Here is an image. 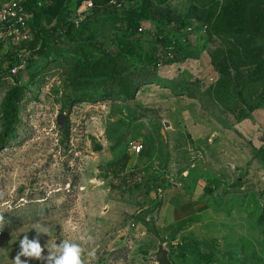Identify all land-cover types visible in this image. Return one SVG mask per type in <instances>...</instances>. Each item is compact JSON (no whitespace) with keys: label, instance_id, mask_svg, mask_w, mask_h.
I'll return each mask as SVG.
<instances>
[{"label":"rangeland","instance_id":"rangeland-1","mask_svg":"<svg viewBox=\"0 0 264 264\" xmlns=\"http://www.w3.org/2000/svg\"><path fill=\"white\" fill-rule=\"evenodd\" d=\"M9 1L0 134L8 92L23 95L0 145V264L36 221L50 229L45 256L76 226L94 237L93 264H160L161 244L173 264H264V0H91L110 16L88 25L99 53L78 76L82 52L35 75L25 60L47 43L42 28L83 18L89 0H33L39 26L25 10L19 29ZM112 64L146 78L133 99L105 94Z\"/></svg>","mask_w":264,"mask_h":264},{"label":"trees","instance_id":"trees-1","mask_svg":"<svg viewBox=\"0 0 264 264\" xmlns=\"http://www.w3.org/2000/svg\"><path fill=\"white\" fill-rule=\"evenodd\" d=\"M22 5L24 9L33 15V25L39 26L37 21V16L35 19L34 11V1L33 0H22ZM104 11L107 16H110V12L107 11V8H97L93 7L91 11L81 20H66L63 19L60 24L54 29H44V37L47 39V43L38 51L28 56L25 60L26 69L31 75H35V72L32 68L40 63L44 66L50 62H61L64 61L69 55L79 56L82 52L84 57V62L78 65L80 71L77 74H85L91 68L90 60L97 56L99 50L94 47V45L86 37V29L88 25L96 18H98V12ZM9 21V20H7ZM7 55L12 58L13 51L9 49ZM114 64L110 65L113 66ZM109 81L114 83L115 86L112 89L107 91L105 94L109 96L116 97L117 100H131L135 97L138 92L141 83L145 82L146 78L142 80L135 78H120L117 76V71L114 67L109 69L106 74ZM2 75L0 74V80ZM23 95L22 90L19 87H16L13 90H10L6 96L4 103V112H3V123L5 125L4 130L0 134V145L6 144L9 141H12L16 137V128L14 127L15 119V103ZM104 95V93H102Z\"/></svg>","mask_w":264,"mask_h":264},{"label":"clouds","instance_id":"clouds-1","mask_svg":"<svg viewBox=\"0 0 264 264\" xmlns=\"http://www.w3.org/2000/svg\"><path fill=\"white\" fill-rule=\"evenodd\" d=\"M71 224V221L68 222ZM31 229L37 233V237L29 239L27 235L19 241L20 251L12 260V264H29L30 260L44 261L45 264H93L96 259L94 247H86L94 244V237L90 234L81 233L76 226H71L68 230L75 233L74 237L60 240L59 243H47V255H44V247L39 242V235L50 234L49 227L36 221L32 224ZM24 257L25 259H21Z\"/></svg>","mask_w":264,"mask_h":264},{"label":"built area","instance_id":"built-area-1","mask_svg":"<svg viewBox=\"0 0 264 264\" xmlns=\"http://www.w3.org/2000/svg\"><path fill=\"white\" fill-rule=\"evenodd\" d=\"M93 7H94V3L91 0L85 2L84 8H85V10H87L86 12L91 11V9ZM87 14L88 13H86L85 16ZM3 17L6 20L12 21L13 25H15V24L18 25V26H16L17 29H19V25L20 26L26 25L27 13H26L24 6L22 5V2L20 0L9 1L8 6L3 10ZM83 18H81V19H83ZM81 19H76V20H81ZM23 66H24V63L20 64L19 66H15L12 70H13V72H17V69L19 67H23ZM133 149L135 152L139 153L142 149V145L138 143V144L133 146Z\"/></svg>","mask_w":264,"mask_h":264},{"label":"water","instance_id":"water-1","mask_svg":"<svg viewBox=\"0 0 264 264\" xmlns=\"http://www.w3.org/2000/svg\"><path fill=\"white\" fill-rule=\"evenodd\" d=\"M58 123L63 125L64 123V115L63 114H60L58 116ZM157 260L160 264H173L170 259H169V256H168V250H166L164 248V245L161 244L159 246V250L157 252Z\"/></svg>","mask_w":264,"mask_h":264}]
</instances>
